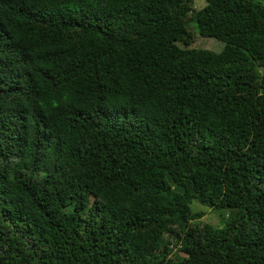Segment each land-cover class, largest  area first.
<instances>
[{"label": "trees", "instance_id": "obj_1", "mask_svg": "<svg viewBox=\"0 0 264 264\" xmlns=\"http://www.w3.org/2000/svg\"><path fill=\"white\" fill-rule=\"evenodd\" d=\"M194 1L0 0V264H264V5Z\"/></svg>", "mask_w": 264, "mask_h": 264}, {"label": "rangeland", "instance_id": "obj_2", "mask_svg": "<svg viewBox=\"0 0 264 264\" xmlns=\"http://www.w3.org/2000/svg\"><path fill=\"white\" fill-rule=\"evenodd\" d=\"M254 1H259L264 5V0H254ZM204 4H205V2L203 0H195L194 1V7L196 9L201 8ZM187 31L190 32V34L193 37L192 43L190 44L191 48L209 50V51L215 52V53H219L221 50H223L222 49L223 48L222 43H220V42H218L212 38L199 37L193 23H189L187 25ZM178 45L181 46L180 44H178ZM199 208L201 209V207H199ZM191 209L194 210V204L191 205ZM216 215H213L212 212L205 211L202 220L205 223L207 222V223L216 225L218 223V215H221V213L216 212Z\"/></svg>", "mask_w": 264, "mask_h": 264}]
</instances>
